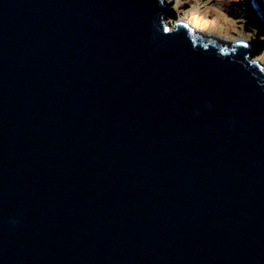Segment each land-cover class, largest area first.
Wrapping results in <instances>:
<instances>
[{
    "label": "water",
    "instance_id": "95a60500",
    "mask_svg": "<svg viewBox=\"0 0 264 264\" xmlns=\"http://www.w3.org/2000/svg\"><path fill=\"white\" fill-rule=\"evenodd\" d=\"M164 1L0 0V264H264V64Z\"/></svg>",
    "mask_w": 264,
    "mask_h": 264
},
{
    "label": "rangeland",
    "instance_id": "374dc122",
    "mask_svg": "<svg viewBox=\"0 0 264 264\" xmlns=\"http://www.w3.org/2000/svg\"><path fill=\"white\" fill-rule=\"evenodd\" d=\"M173 11L168 21L187 20L202 33L211 34L228 42L241 38L251 42L255 49L253 59L264 63V34L260 30L261 23L255 22L256 14L248 8L243 14L241 11L243 0H165ZM223 12V13H222ZM222 14V16L220 15ZM174 26V25H173Z\"/></svg>",
    "mask_w": 264,
    "mask_h": 264
},
{
    "label": "trees",
    "instance_id": "16d2710c",
    "mask_svg": "<svg viewBox=\"0 0 264 264\" xmlns=\"http://www.w3.org/2000/svg\"><path fill=\"white\" fill-rule=\"evenodd\" d=\"M243 2H244V0H243ZM246 4H247V3L244 2V3L242 4V7H241V11L243 12V14H246V12H247V5H246ZM248 8H249V6H248ZM255 46H256L255 49H256V48H259V49L261 48V46H259L258 44H256Z\"/></svg>",
    "mask_w": 264,
    "mask_h": 264
},
{
    "label": "bare ground",
    "instance_id": "6f19581e",
    "mask_svg": "<svg viewBox=\"0 0 264 264\" xmlns=\"http://www.w3.org/2000/svg\"><path fill=\"white\" fill-rule=\"evenodd\" d=\"M223 13V12H222ZM222 16V14H220ZM260 20L255 17V22L258 23Z\"/></svg>",
    "mask_w": 264,
    "mask_h": 264
},
{
    "label": "snow or ice",
    "instance_id": "6c2138e0",
    "mask_svg": "<svg viewBox=\"0 0 264 264\" xmlns=\"http://www.w3.org/2000/svg\"><path fill=\"white\" fill-rule=\"evenodd\" d=\"M246 46V45H245ZM253 63H255V61H253Z\"/></svg>",
    "mask_w": 264,
    "mask_h": 264
},
{
    "label": "clouds",
    "instance_id": "9594fccd",
    "mask_svg": "<svg viewBox=\"0 0 264 264\" xmlns=\"http://www.w3.org/2000/svg\"><path fill=\"white\" fill-rule=\"evenodd\" d=\"M264 64V63H263Z\"/></svg>",
    "mask_w": 264,
    "mask_h": 264
}]
</instances>
